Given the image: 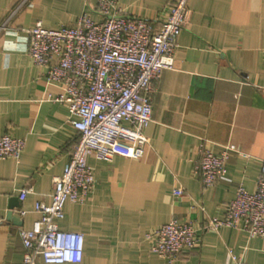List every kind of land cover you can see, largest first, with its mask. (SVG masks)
Returning <instances> with one entry per match:
<instances>
[{"label":"crops","instance_id":"obj_1","mask_svg":"<svg viewBox=\"0 0 264 264\" xmlns=\"http://www.w3.org/2000/svg\"><path fill=\"white\" fill-rule=\"evenodd\" d=\"M115 1L128 14L150 20H160L172 2ZM96 3L0 0V136L24 140L19 160L0 158V264H21L20 230L31 229L38 218L36 202L50 204L53 179L78 139L68 106L54 100L62 90L27 54L28 30L37 22L73 25L84 13L98 20ZM188 8L174 67L152 84L143 156L116 154L106 162L90 154L91 194L84 205H64L59 229L84 236L81 261L64 264H166L151 251L146 234L170 220L193 222L199 241L173 264H233L229 251L245 264H264V240L206 226L208 218L225 216L239 185L255 189L264 161V0H190ZM201 143L215 154L227 146L240 152L229 158L225 179L209 187L194 173ZM176 187L185 196L175 197Z\"/></svg>","mask_w":264,"mask_h":264},{"label":"built area","instance_id":"obj_2","mask_svg":"<svg viewBox=\"0 0 264 264\" xmlns=\"http://www.w3.org/2000/svg\"><path fill=\"white\" fill-rule=\"evenodd\" d=\"M189 1L172 0L160 20H150L128 14L115 0H97L98 20L84 13L73 25L53 28L37 22L28 30L27 54L44 69L47 81L62 90L54 100L68 106L69 124L78 139L62 174L53 179L50 204L36 202L38 218L31 229L20 230L21 264L81 261L83 234L58 227L64 205H84L91 194L95 178L87 165L90 154L106 162L116 154L143 156L148 145L145 129L152 119V84L163 70L174 67L177 38L189 26ZM23 149V139L9 133L0 136V158L19 160ZM198 152L194 173L204 187L224 180L229 158L240 154L235 146L215 154L205 143ZM172 194L185 196L181 187ZM206 226L214 232L240 229L264 240V161L255 189L250 192L239 185L225 216L208 218ZM146 238L166 264H173L183 250L199 246L193 222L170 220ZM229 255L233 264H245L241 256L230 251Z\"/></svg>","mask_w":264,"mask_h":264},{"label":"water","instance_id":"obj_3","mask_svg":"<svg viewBox=\"0 0 264 264\" xmlns=\"http://www.w3.org/2000/svg\"><path fill=\"white\" fill-rule=\"evenodd\" d=\"M13 202H14V201L11 200L10 207H13V205H14ZM10 216H11V214L8 215V217H10Z\"/></svg>","mask_w":264,"mask_h":264}]
</instances>
